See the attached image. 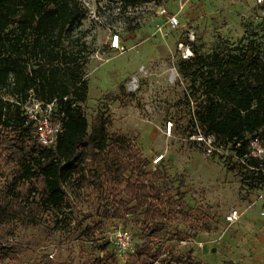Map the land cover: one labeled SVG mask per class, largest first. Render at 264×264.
<instances>
[{
	"label": "rangeland",
	"instance_id": "rangeland-1",
	"mask_svg": "<svg viewBox=\"0 0 264 264\" xmlns=\"http://www.w3.org/2000/svg\"><path fill=\"white\" fill-rule=\"evenodd\" d=\"M76 1L83 16L61 48L74 54L87 83V97L77 105L89 124L103 113L111 119L110 132L135 142L150 170L163 172L166 196H174L182 185V213L159 219L160 233L153 237L152 229L143 226L142 215L118 222L98 216L110 203L106 193L66 188L61 208L43 212L39 225L18 219L0 225V248L12 254L0 264H94L107 252H115L105 237L112 226L131 233L129 254L148 246L165 255L171 250L192 251L201 264L230 261L233 253L229 255L228 246L235 233L252 229L232 226L224 219L233 210L253 220L261 218L264 199L258 196L264 182L246 178L231 145L215 148L200 134L194 118L196 102L202 99L200 81H193L192 71L183 69L177 44L190 45L194 57L211 54L217 46L230 50L245 43L264 46V6L254 0H155L123 9L119 0ZM180 5L184 7L178 15L179 27L164 26L166 37L154 36L155 25L164 21L157 14L159 8L174 13ZM114 34L120 37L122 52L109 48ZM0 98L13 99L7 89L0 90ZM11 179L10 171H0V201ZM100 220L102 236L93 241L80 236L83 228ZM127 256L117 257L120 264Z\"/></svg>",
	"mask_w": 264,
	"mask_h": 264
},
{
	"label": "trees",
	"instance_id": "trees-1",
	"mask_svg": "<svg viewBox=\"0 0 264 264\" xmlns=\"http://www.w3.org/2000/svg\"><path fill=\"white\" fill-rule=\"evenodd\" d=\"M119 2L128 9L155 0ZM82 9L76 0H0V90L7 89L13 98H0V171L12 174L2 192L0 225L15 219L39 225L43 212L61 208L68 188L106 193L110 203L98 216L118 222L142 215L143 226L157 237L159 219L182 213L185 194L179 184L174 196H166L163 172L150 170L135 142L110 132L111 119L103 113L89 124L77 105L87 97V83L74 54L61 47L82 19ZM183 64L195 76L193 81H200L202 99L194 111L200 134L212 138L215 148L231 145L235 157L243 159L246 178L264 182V163L248 156L252 138L258 137L264 146V46H217L211 54L193 55ZM29 99L54 103V114L64 116L54 146L38 144L36 128L23 108ZM103 234L100 220L83 228L80 236L93 241ZM11 255L0 248V261ZM127 255L124 264H201L192 251L165 255L144 246ZM117 257L107 252L94 264H120Z\"/></svg>",
	"mask_w": 264,
	"mask_h": 264
},
{
	"label": "built area",
	"instance_id": "built-area-1",
	"mask_svg": "<svg viewBox=\"0 0 264 264\" xmlns=\"http://www.w3.org/2000/svg\"><path fill=\"white\" fill-rule=\"evenodd\" d=\"M257 5L264 6V0H254ZM183 5H180L178 9L173 13L167 8H159L157 14L164 19L163 23L155 25L154 36L160 35L161 38L166 37L164 33V26L169 27L171 30H176L179 27L178 15L183 9ZM193 42V40H190ZM109 48L113 51L122 52V46L120 37L118 34L112 35L109 41ZM177 49L181 52L182 59L186 60L192 56L190 45H185L182 42L177 44ZM29 105L23 106L27 120L33 122L36 128L34 135L38 144L44 147L54 146L58 136L64 129V116L54 114V103L42 104L34 99H29ZM171 124L167 127V131L170 132ZM214 141L212 138L208 140ZM211 142V143H212ZM248 156L255 158L259 163H264V146L258 137H254L249 141ZM161 158H158V162ZM243 162V159H240ZM259 199H264V191L258 196ZM260 217L264 220V210H261ZM240 214L233 210L226 217L225 221L228 224L234 223ZM105 237L110 246L115 250L118 257L126 256L132 249V235L131 233L121 226H112L105 232Z\"/></svg>",
	"mask_w": 264,
	"mask_h": 264
},
{
	"label": "crops",
	"instance_id": "crops-1",
	"mask_svg": "<svg viewBox=\"0 0 264 264\" xmlns=\"http://www.w3.org/2000/svg\"><path fill=\"white\" fill-rule=\"evenodd\" d=\"M232 224H239L244 230H247L246 227L252 230L245 234L241 231L235 233L233 243L228 246L229 255L233 253V259L230 258V261L234 264H264V221L259 216L254 220L250 219V216H240ZM226 234L227 232L225 236Z\"/></svg>",
	"mask_w": 264,
	"mask_h": 264
}]
</instances>
